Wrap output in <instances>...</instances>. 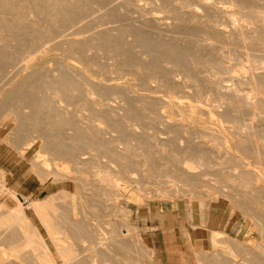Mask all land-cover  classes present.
I'll list each match as a JSON object with an SVG mask.
<instances>
[{
  "label": "bare ground",
  "instance_id": "6f19581e",
  "mask_svg": "<svg viewBox=\"0 0 264 264\" xmlns=\"http://www.w3.org/2000/svg\"><path fill=\"white\" fill-rule=\"evenodd\" d=\"M139 1L0 0L1 78L37 60L45 48L59 52L56 68L39 65L22 76L18 71L0 92V120L13 130L7 139L24 145L22 150L39 143L30 170L41 183L50 176L75 180L74 190L58 189L30 203L37 225L23 207L28 197L6 187L0 168V194L13 201L11 207L0 204V264H154V249L127 221L122 190L141 192V175L157 174L184 186L190 205L208 196L211 181L222 183L213 189L237 203L261 236L262 242L244 244L213 231L218 249L198 250L197 264H264V73L256 64L264 63V0ZM225 2L240 7L239 19L250 26L240 24L224 35L219 21L232 25L237 17L216 6ZM94 11L102 13L92 18L99 27L82 29ZM168 27L185 36L163 33ZM202 32L216 42L246 43L249 76L232 74L219 42L201 43ZM185 117L209 135L195 125L187 131L178 121ZM148 120L179 135L186 129L183 148L182 136L158 141L135 130ZM60 162L71 172L62 173ZM259 193L263 201L256 206ZM134 200L141 203V197ZM86 203L101 214H90Z\"/></svg>",
  "mask_w": 264,
  "mask_h": 264
},
{
  "label": "rangeland",
  "instance_id": "374dc122",
  "mask_svg": "<svg viewBox=\"0 0 264 264\" xmlns=\"http://www.w3.org/2000/svg\"><path fill=\"white\" fill-rule=\"evenodd\" d=\"M117 1H120V0H117ZM139 2L143 3V0H140ZM158 4H159V2L157 1L155 3V5H158ZM221 5L220 4L218 5V3H216V6L223 7L222 9H224V11L229 12V13H231V12L234 13L235 17L239 16L237 13L239 12L238 8H240V7L235 5L233 2H229V3L225 2V3H223V6H221ZM149 7L151 8V6L148 5V7L146 6L145 9H149ZM96 9L98 11H101L98 8H96ZM96 9H95V11H96ZM199 10H201V9H199ZM95 11H94L93 15L95 14ZM200 12H203V11L201 10ZM99 14L101 15L102 13L99 12ZM132 14H133V16H136V17L138 16L137 13H132ZM93 15H92V13H91V15H89V16H91V19L89 18V16L86 19H84V21L90 19L89 20L90 23L86 28L82 27V29H84V30L97 29L99 27L100 24L98 25V22L96 19H95L96 21H94V19H93V21L97 24V26L95 23H92V18L93 17L96 18L100 15H98V12H96V14L94 16ZM236 18H233L235 20H234L232 25L226 24L227 26L224 24L225 23L224 21H222V20L219 21L220 23L218 24V27H219V29H222L221 31L224 35H228V34L230 35L231 30L234 27H236V28L238 26L240 27V24H241V27H242V25H246V27L250 26L243 19L240 20L238 17L237 18L238 20H236ZM239 20L241 22L243 20V22L241 23ZM84 21H82V22H84ZM168 21L170 22L171 20H168ZM93 24H95L96 27ZM220 24L223 26H221ZM165 29L166 30H164L165 32L163 31V33L170 34V35L171 34L173 35V33H174V35H176V36L178 35L175 33L178 30L173 29V27L172 28L168 27ZM159 30H161V27L159 28ZM177 33L182 35V36L178 35V37L183 38L185 36V34H183L182 32H177ZM202 33H201L202 35L201 34L199 35L200 39H198L199 37H197L196 40L198 39L200 41V40L204 39L206 43H208V41H210L211 43H213L215 45V47L218 46L217 48H219V45H220L221 46L219 48L220 51L223 52L225 57L227 56L226 58L224 57V63H225V65H228L229 67L231 66L230 68L232 69V71H231L232 74L235 72L234 74H236V73H237V75L239 74L238 76L243 78V79H245L249 76L248 74L251 73V71H248V70H250V69H248L250 62H248L246 60V57H245V55H246L245 53L249 51V49L247 50V48L249 46L248 45L246 46V43L241 44V42H240V44H241V45L239 44L240 47L236 46L238 44H235V43H233V45H232V43L226 44V43H221L219 41H218L219 42L218 43L215 41V39L213 41V38L210 36L212 39L211 40L207 36L208 33L207 34H206V32H202ZM204 34H206V37H208L207 41L205 39ZM201 36H203L204 38ZM200 42L202 43L203 41H200ZM215 42L218 43V45L215 44ZM224 44H226V45H224ZM223 45L225 46L226 51L224 50ZM227 47H228V49H226ZM45 49L42 50V53H41L42 55H39L37 60L26 64V66H28L27 68H26V66L24 68H22L21 67L23 65V63H22V65H20V66L17 65L18 67L16 66L17 68L15 67L16 68L15 70H14V65H12L13 68H12V66H10V68L8 67L9 69L6 71H13L14 70V73L19 71L20 75L22 76V74H21L22 72L25 73L26 71H28L31 68H34V67L37 68L39 65H44L45 67L48 65L47 68L48 69L52 68L51 70H53L54 68H56V66L53 67V65H56V62H57L56 57L58 56L59 52H58V50L55 51V49H52V50L47 49V48H45ZM48 50H50V51H48ZM227 50H228V52H227ZM239 50L240 51L242 50L241 51L242 53ZM243 51L244 52L246 51V52L243 53ZM225 52H227V54ZM228 53L229 54L234 53L236 55V57H238V58L233 59V57H230L231 55H229ZM55 54H57L56 57H55ZM231 58H232V61H230ZM225 60H226V62H225ZM227 60H229V61H227ZM262 61L258 60V61H256V64H257V66L261 67V69L259 68L258 72L264 73V70H263L264 68L262 69V65H264V63ZM237 62H239V63H237ZM242 67H244V68H242ZM14 73H12L9 76V72H8L7 73L8 75H6L8 79L7 78L4 79V76H2V78L4 79L3 80L0 77V92L1 93H3L5 91V89L7 88V86H9L10 83L13 82V80L12 79L10 80V78L14 75ZM177 76L176 77L178 79L181 78L180 74H178ZM182 80H183V77L181 78V81ZM120 103H121V101L118 102V104L116 102H114L115 106H119ZM150 117H153V116L150 115ZM178 121H180L181 123L183 122V124H184L183 127L184 128L186 127V129L189 128L191 125L193 126V125L197 124V122H194V123L191 122L188 117L187 118L185 117V119H179ZM137 124L139 125V127H136V129H135V130H137V132L141 133V132L146 131L147 133H149V132L153 133V134H155V137H156L155 139H157L158 141H162V140L164 141L165 138L171 137V136H173V134L174 135L176 134L175 132L173 133V131H170L169 129L168 130L165 129L164 124L162 125V124L158 123V124L153 125L154 123H151L150 121H149V124H148V122L144 123V124L142 123L143 125H140V123H138V122L136 123V125ZM145 124H148V126L146 125V127H145L144 126ZM150 124H152L154 127ZM9 125H12V124H10L8 122H3L0 120V138H1V140H0V168H2L5 171V185L10 190H14L17 194H23V195H26L28 197V201L23 204V207L25 208L26 213L33 218L35 224L40 225L37 218L34 215V212L32 210V207L30 206V203L35 199H43L45 196H47L48 194H50V193H52L58 189H65L68 191L74 190L75 180L74 181H70V180L68 181L66 178L61 177L62 178L61 179L59 177L60 181L55 182L53 177L50 176V177H47L45 182L41 183L39 178L35 175V173L30 170V167L32 164L31 163L32 158L39 148V143H36L34 145V147H31V148L25 149V150H22L24 145H22L20 143L10 144L7 138H9V136H12L13 130H11L12 126L9 127ZM6 126H8V127H6ZM195 126L197 127L196 129L200 130L203 134H206L207 136L209 135L208 133L210 132V130L208 128H206L204 126L198 127V125H195ZM150 127H152V128H150ZM155 128H157V129L155 130ZM186 129H185V132H186ZM187 131H188V129H187ZM194 131H193V133L197 134V130L195 132ZM185 132L182 131L181 132L182 135H181L180 131H179L180 135L176 134V136L179 135L180 138L182 136V138L180 139L183 143L182 148L184 145L183 139L188 134V132H186V133ZM184 133L186 135H184ZM198 133H200V132H198ZM109 135H110V133H106V136H109ZM183 136H185V137L183 138ZM196 138H194V139L196 140ZM160 148H161V145H160V147L158 145V149H160ZM154 149H155V147H154ZM139 151H140V149H139ZM162 155L164 156V154H161V157H162ZM157 156L159 157L160 161L163 160V159L162 160L160 159V152L157 154ZM163 161H165V160H163ZM160 163H162V165H163L162 167H164L165 164H163V162H160ZM60 164L62 165V167H61L62 171L60 170L62 173H66V172L70 173L71 172L70 166L68 163L60 162ZM159 168H161V164H160ZM137 174L138 175L136 176V178L140 180L139 172ZM141 176H142L141 177L142 179L140 180V183L142 181L141 184H143V185L136 184V186L138 185L141 188V192H143L142 190H144L145 192L143 193V195H141L142 193L137 190L138 188L133 189L136 192L138 191L137 193L134 192L135 195L136 194L138 195V197H137L135 195H132L133 190L131 188H129V186L126 187L125 190H122L123 193L125 194V197H126V199L124 198V200H123L124 201L123 205L130 209V213H129V216L127 217V221L130 223V225H132L136 228V231L140 234V236L142 237V240L145 242V244L154 249V254L152 257L154 264H197V262H198L197 260L199 258L198 250L199 251L200 250L207 251L209 254H213L215 252V249L216 248L218 249V247H216V248L213 247V243H211V239H212L211 236H212L213 231L222 232L223 236L229 237L231 239H236L237 241L244 243V244H251V242H254L253 241L254 239H255V242H259V241L262 242L261 236L259 235L258 231L256 230L257 227L253 225L254 221H253V224L251 223L252 219L250 218V216L246 213H245L246 214V216H245L244 212L240 208V206L239 205L236 206L237 203L232 202L231 198H228L225 195H223L224 194L223 191L221 192L220 190L213 189L214 187H219V185H222V183L219 184V183H215L214 181H211L212 186H214V187L210 188L211 192L208 193V196H206L205 198H198V199L195 198L191 202V205H190L189 197L187 195L183 197L184 186H182L181 184H178V182L173 181L171 178L169 180L167 177H165L163 179L161 177V175L158 176V174L156 175V177H151L150 179L146 178V177H144V178H146V179H144L143 175H141ZM161 178H162V180H161ZM208 178L214 179L215 177L214 176H208ZM160 180L163 183L165 181V183H167L166 184L167 186L165 185L166 186L165 187ZM169 181H170V183H169ZM158 182H159V184H158ZM172 183H173V185H172ZM174 183H176V184H174ZM178 185L179 186L181 185L182 187L181 186L179 187ZM158 187H159V190H158ZM172 187L174 189H171ZM176 187H177V189H176ZM220 187H222V186H220ZM223 188L224 187H222L221 189H223ZM167 189L171 190V191L167 192ZM130 190H132V191L129 192ZM163 190H165L167 193L164 191L165 192V194H164ZM229 190H231L229 187H225V190H224L225 194H226V192H228V193L231 192L230 194H233V191H229ZM219 191L223 194H221ZM156 192L158 194H156ZM173 192H174L175 196L172 194ZM179 192H182V193H179ZM86 193H87V190H84V192H82V197H84V198L87 197ZM127 193H128V195H127ZM138 193H141V194H138ZM161 193H162V195L163 194L167 195V197L160 195ZM130 194H131V197L133 196L132 198L129 197ZM170 194L173 195V197ZM177 195H178V197H177ZM181 195H182V197H181ZM184 195H185V193H184ZM234 195H233L234 199H235V197L237 200L240 198L239 196L237 197V195H235V196ZM139 196L141 197V203L137 204L136 200H134V199L138 198L140 200ZM143 196H144V198H143ZM128 197H129V199H127ZM147 197H149V198H147ZM260 197H262L261 193L257 194L256 200H255L256 203H254V205H256V206L260 205L258 202L263 201V199H262L263 197L262 198H260ZM130 199H132V201H130ZM87 200H88V198L86 199V201ZM133 200H134V202H133ZM92 202H94V201H92ZM0 204H6L7 206L11 207V206H13V201L9 197L7 198L6 196L0 194ZM86 209H88L90 214H96V215L101 214V213H99V211L95 207H90L88 205V203H86ZM77 216H78V214H77ZM112 218L115 219L116 217H112ZM42 231H43V229H42ZM123 233H125V231H123ZM212 251H213V253H212ZM182 258H184V260H186L187 263L185 261H182L183 260Z\"/></svg>",
  "mask_w": 264,
  "mask_h": 264
}]
</instances>
